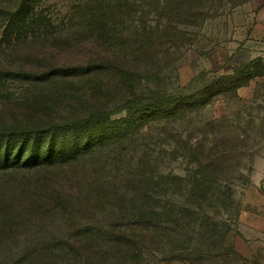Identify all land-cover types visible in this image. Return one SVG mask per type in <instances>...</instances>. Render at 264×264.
Returning <instances> with one entry per match:
<instances>
[{
    "label": "rangeland",
    "instance_id": "1",
    "mask_svg": "<svg viewBox=\"0 0 264 264\" xmlns=\"http://www.w3.org/2000/svg\"><path fill=\"white\" fill-rule=\"evenodd\" d=\"M158 1L152 2L145 23L160 30L169 23L168 32L176 38L170 39L162 49L165 58L170 60L167 82L170 86L184 85L188 92L216 81V87L222 89L220 93L199 111L164 123L147 121L132 127V118L125 120L123 114H116L99 132L93 127L26 138L19 136L8 144L0 139V152L9 145L12 158H20L18 164L26 159L31 164L53 163L24 174L19 170H2L0 202L36 198L37 194L47 199L58 188L72 189L70 181L75 173L81 174V179L88 176L87 182L92 183L94 178L99 179V175L93 174L94 170L90 172L92 165L100 166L103 162H106L102 174L105 183L116 189L114 195L106 196L108 205L119 202L124 190L137 186L128 177L134 174L160 175L154 179V190L161 193L164 186L172 188L167 190L172 199L170 192L174 189L167 184L166 177L193 174L196 166L193 149L201 162L216 158L219 170L214 183L218 192L211 203L184 204L187 210L197 212L200 231L192 229L189 217L182 219V224L177 226L181 241L172 244L169 258L162 261L159 254L144 253L139 263L249 264L245 255L253 253L255 256L261 250L264 232V0H183L181 16L168 14ZM0 5L9 8L12 2L8 5L0 0ZM105 6V0H36L34 10L50 16L54 23L46 30L48 39L7 43L8 46L0 42V67L34 72L41 65L55 63L58 59L73 62L78 56L75 32L82 28L84 34H90L88 26L96 15V7L98 11ZM3 24L0 19V37ZM53 37L56 42L51 41ZM44 60H47L45 64ZM248 63L254 68H246ZM249 71L260 74L235 92L229 91L232 80L227 78L231 74L244 78ZM28 87L25 80L0 76V129L32 125L39 118L40 114L28 117L18 108L17 103L26 96L24 88ZM63 106L66 110L74 107V113L81 111L79 103L58 107ZM115 118L118 122H114ZM95 147L101 157L87 155L61 163ZM119 152L124 157L116 164L112 157ZM143 155L145 162L137 165ZM124 163H128L127 166ZM79 168L84 170L79 171ZM149 179L146 188L150 189ZM17 183L21 188H17ZM23 183L27 186L22 190ZM183 184L186 187V183ZM6 185L9 186L5 190ZM56 220L61 223L51 225L49 235L46 234L49 239L64 236L70 225L79 219ZM34 221L37 222L36 218ZM34 230L35 227L22 226L12 236L21 244L31 238ZM7 251L8 254L13 252L12 249ZM7 260L8 256L3 258L4 262Z\"/></svg>",
    "mask_w": 264,
    "mask_h": 264
},
{
    "label": "trees",
    "instance_id": "2",
    "mask_svg": "<svg viewBox=\"0 0 264 264\" xmlns=\"http://www.w3.org/2000/svg\"><path fill=\"white\" fill-rule=\"evenodd\" d=\"M1 1L8 5L12 2V5L10 9L0 5V19L4 22L0 42L10 45L48 39L46 30L54 23L50 16L34 10L36 0ZM152 2L155 4L156 0H105L106 6L98 11L96 7V15L90 20V34H84L82 28L75 32L77 43L74 46L78 56L73 62L58 59L59 64H45L47 60H44L45 65L34 72L0 67V76L25 80L29 86L24 88V100L17 103L19 110L32 118L40 114L32 125L1 128L0 139L8 144L19 136L26 138L93 127L99 132L116 114H123L125 120L132 118V127L147 121L164 123L184 118L208 105L222 90L216 87V81L188 92L184 85L170 86L171 83L167 82L170 60L165 58L162 49L170 39L176 38L168 32L169 23L162 30L146 25V14L153 7ZM159 4L168 14L181 16L183 0H159ZM51 39L56 42L54 37ZM245 67L252 66L248 63ZM247 74L244 78L231 74L227 78L230 82L232 80L229 91L235 92L260 73L249 71ZM196 78L198 76L193 79ZM73 102L81 104V111L74 113V107L69 110L65 106L58 107ZM113 120L118 122L117 118ZM8 151L9 145L0 152L1 175L4 174L2 170H19L24 174L53 164H31L27 159L18 164L20 158L14 160ZM192 151L196 165L193 174L166 177L167 184L174 189L170 192L172 199L167 194L172 188L164 186L161 193L154 190V179L160 175L149 176V189L146 188L147 174H134L128 177L137 186L124 190L119 202L108 205L105 198L114 195L116 189L105 183L102 174L106 162H103L100 166L92 165L90 172L94 170L93 174L99 175V179L94 178L92 183L87 182L88 176L81 179V174L75 173L70 181L72 189L58 188L47 199L37 194L36 198L0 202V264H140L144 253L159 254L162 261L167 260L172 244L179 242L182 236L177 229L182 219L189 217L192 229L200 231L197 212L187 210L184 204L200 206L204 201L211 203L218 192L214 186L219 173L217 159L201 162ZM87 155L101 157L95 147L61 163ZM123 157L124 154L119 152L112 159L119 164ZM145 160L143 155L137 165H142ZM16 186L21 188L20 183ZM26 186L23 183L22 190ZM169 202L172 203L170 208ZM64 217L79 220L70 225L64 236L47 238L51 225L61 223L56 219ZM22 226L35 227V230L30 239L18 244L12 235ZM6 239L9 241L3 242ZM9 249L13 250L10 254ZM6 256L8 260L4 262Z\"/></svg>",
    "mask_w": 264,
    "mask_h": 264
},
{
    "label": "crops",
    "instance_id": "3",
    "mask_svg": "<svg viewBox=\"0 0 264 264\" xmlns=\"http://www.w3.org/2000/svg\"><path fill=\"white\" fill-rule=\"evenodd\" d=\"M262 239L261 240V250L253 256L250 254L249 256L245 255V258H247L250 262L249 264H264V232L262 234Z\"/></svg>",
    "mask_w": 264,
    "mask_h": 264
}]
</instances>
